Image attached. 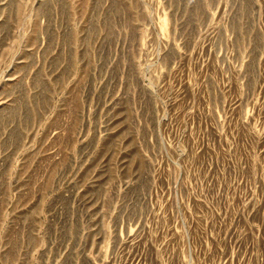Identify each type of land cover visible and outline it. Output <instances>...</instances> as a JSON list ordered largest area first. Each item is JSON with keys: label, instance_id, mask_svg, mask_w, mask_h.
I'll return each instance as SVG.
<instances>
[{"label": "rangeland", "instance_id": "374dc122", "mask_svg": "<svg viewBox=\"0 0 264 264\" xmlns=\"http://www.w3.org/2000/svg\"><path fill=\"white\" fill-rule=\"evenodd\" d=\"M0 264H264V0H0Z\"/></svg>", "mask_w": 264, "mask_h": 264}]
</instances>
